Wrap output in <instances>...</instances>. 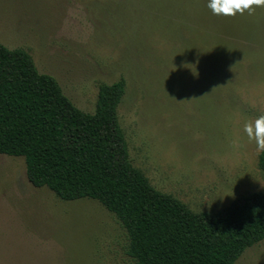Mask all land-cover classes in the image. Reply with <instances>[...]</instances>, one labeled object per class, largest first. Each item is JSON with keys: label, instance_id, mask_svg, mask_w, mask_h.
<instances>
[{"label": "rangeland", "instance_id": "rangeland-1", "mask_svg": "<svg viewBox=\"0 0 264 264\" xmlns=\"http://www.w3.org/2000/svg\"><path fill=\"white\" fill-rule=\"evenodd\" d=\"M0 42L85 113L101 84L124 79L133 165L194 212L264 192L261 152L242 130L264 115V7L217 17L207 0H0ZM128 244L98 201L35 188L23 157L0 155V264H133ZM236 264H264V241Z\"/></svg>", "mask_w": 264, "mask_h": 264}, {"label": "trees", "instance_id": "trees-1", "mask_svg": "<svg viewBox=\"0 0 264 264\" xmlns=\"http://www.w3.org/2000/svg\"><path fill=\"white\" fill-rule=\"evenodd\" d=\"M125 94L124 79L101 84L85 113L27 51L0 42V155L23 157L35 188L98 201L126 230L133 264H236L264 241V192L211 214L158 191L130 159L118 115Z\"/></svg>", "mask_w": 264, "mask_h": 264}, {"label": "clouds", "instance_id": "clouds-1", "mask_svg": "<svg viewBox=\"0 0 264 264\" xmlns=\"http://www.w3.org/2000/svg\"><path fill=\"white\" fill-rule=\"evenodd\" d=\"M261 7H264V0H207V8L217 17H233L245 13L251 15ZM242 130L247 140L255 144L256 151L264 152V115L254 119L245 118Z\"/></svg>", "mask_w": 264, "mask_h": 264}]
</instances>
